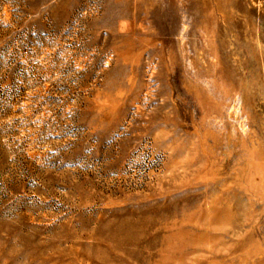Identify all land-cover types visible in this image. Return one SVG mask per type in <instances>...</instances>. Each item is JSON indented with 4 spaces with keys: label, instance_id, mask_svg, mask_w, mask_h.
Masks as SVG:
<instances>
[{
    "label": "rangeland",
    "instance_id": "obj_1",
    "mask_svg": "<svg viewBox=\"0 0 264 264\" xmlns=\"http://www.w3.org/2000/svg\"><path fill=\"white\" fill-rule=\"evenodd\" d=\"M0 264H264V0H0Z\"/></svg>",
    "mask_w": 264,
    "mask_h": 264
}]
</instances>
